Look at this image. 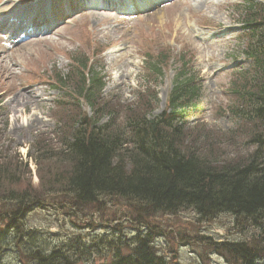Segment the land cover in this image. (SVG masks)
I'll use <instances>...</instances> for the list:
<instances>
[{"label": "rangeland", "instance_id": "rangeland-1", "mask_svg": "<svg viewBox=\"0 0 264 264\" xmlns=\"http://www.w3.org/2000/svg\"><path fill=\"white\" fill-rule=\"evenodd\" d=\"M185 1L132 23L129 17L101 11L80 13L46 40L28 45L11 46L8 41L17 39L0 27V162H10L11 171L23 164L13 172V178L22 183L20 190L44 191L49 172L59 163L58 152L78 112L71 109L76 107L73 96L55 85L58 75L69 74L72 86L68 88L75 92L78 79L69 72L70 58H92L94 71L105 78L102 99L118 115L114 121L124 126L128 111L150 108L159 116L166 110L179 60L185 55L202 86L201 110L195 114L199 120L189 124L195 126L189 132L209 134L227 159L247 153L243 137L236 141L227 133L239 126L227 110L234 102V76L252 64L243 53L247 46L241 10L250 2L264 4V0ZM158 60L165 63L160 75L150 69V62ZM81 109L92 114L86 105ZM50 153L55 158L44 161ZM61 198L41 197L28 224L99 246V252L91 248L92 257L77 264L111 263L116 240L135 234L149 235L152 250L168 264H241L227 253L230 244L242 242L260 249L259 231L243 217L221 215L207 222L192 211H183L140 220L138 206L117 199L74 212L72 203ZM12 209L16 207L0 203V220ZM120 251L129 253L128 248Z\"/></svg>", "mask_w": 264, "mask_h": 264}, {"label": "trees", "instance_id": "trees-1", "mask_svg": "<svg viewBox=\"0 0 264 264\" xmlns=\"http://www.w3.org/2000/svg\"><path fill=\"white\" fill-rule=\"evenodd\" d=\"M245 24L251 32L245 54L253 69L235 84L234 93L238 101L235 115L247 127L229 136L236 141L243 137L246 154L227 159L208 139L209 134L190 133L194 129L187 124L198 109L201 94L188 63L176 74L166 112L152 119L150 108L131 110L128 123L121 126L114 121L118 119L115 110L100 102L102 78L93 70L86 73L87 62L78 60L81 79L74 86L75 102L85 103L93 116L87 117L80 105L71 108L78 112L67 130L70 138L62 142L59 163L49 172L44 191L20 190L22 183L13 178V172L23 164L11 171L10 162H0V203L16 207L1 215L0 264H77L90 259L94 250L99 252L92 241L81 244V238L29 226L28 218L44 195L61 196L72 203L74 212L117 199L138 206L140 220L183 211H192L207 222L221 215L243 217L259 231L260 249L239 242L226 246L227 253L242 264L263 263L264 6H249ZM155 71L160 69L155 66ZM58 80L65 88L72 86L62 76ZM105 116L112 120L98 125ZM53 158L50 153L44 161ZM115 245L109 264H168L152 250L149 235L119 237ZM124 248L129 253L120 251Z\"/></svg>", "mask_w": 264, "mask_h": 264}, {"label": "bare ground", "instance_id": "bare-ground-1", "mask_svg": "<svg viewBox=\"0 0 264 264\" xmlns=\"http://www.w3.org/2000/svg\"><path fill=\"white\" fill-rule=\"evenodd\" d=\"M131 1H134V0H128V2H131ZM142 3V1H140V4ZM134 6H139L138 4H135L134 3ZM200 6V5H199ZM130 7H132V4L130 3ZM39 42V41H38ZM122 80V78H120V81ZM19 104V103H18ZM26 105H28V102L27 103H24V106L26 107ZM19 112H23V110H20ZM242 243V242H240Z\"/></svg>", "mask_w": 264, "mask_h": 264}]
</instances>
